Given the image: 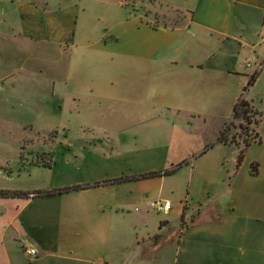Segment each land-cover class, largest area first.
Listing matches in <instances>:
<instances>
[{
  "label": "crops",
  "instance_id": "0c3cea01",
  "mask_svg": "<svg viewBox=\"0 0 264 264\" xmlns=\"http://www.w3.org/2000/svg\"><path fill=\"white\" fill-rule=\"evenodd\" d=\"M152 1L188 21L159 25L123 0H0L1 147L14 150L0 165L51 178L37 190L3 189L27 194L0 200L8 264L22 255L29 264H155L172 245L176 264H264L259 127L260 142L244 158L257 147L250 160L261 183L234 192L237 171L226 190L197 202L195 220L184 201L177 212L132 215L161 192L166 176L94 186L188 161L170 157L175 150L202 156L193 126L214 97L242 78L246 86L253 70L246 74L245 62L260 65L251 89L264 80V47L257 53L253 41L264 0ZM48 133L52 140L40 141ZM73 186L86 188L33 195Z\"/></svg>",
  "mask_w": 264,
  "mask_h": 264
},
{
  "label": "rangeland",
  "instance_id": "374dc122",
  "mask_svg": "<svg viewBox=\"0 0 264 264\" xmlns=\"http://www.w3.org/2000/svg\"><path fill=\"white\" fill-rule=\"evenodd\" d=\"M123 3L126 4V8L130 11L133 8L137 11H141V13L154 15L161 22L157 21L153 23L159 22V25H163L172 29L182 27L188 21V18L182 13L170 9H164L161 6L153 3L152 0H123ZM254 30L255 38L253 41L256 45L255 51L260 53L262 50L261 48L264 47V41L260 36L261 28L258 27ZM249 60L252 61L250 56ZM255 62V60L250 62V67L247 68V62L243 63V70L246 74H249L252 70V74L258 71L259 67H256L257 63ZM244 81V78L238 80L240 85L236 86V83H233L225 95L214 97L213 101L211 102L210 111L206 112L207 114L204 116H201L193 126L195 130L194 139L198 141L194 144L196 147L194 152H202V149H204L203 147L210 144H213V148L209 149L205 155H195L194 158H191L190 156H184L185 150L183 152L182 149L175 150L172 154H170L169 156L173 159L181 157H183L182 159H188V161L192 159V162L190 161L191 166L190 164H186L188 161L184 160L180 162L183 164L179 170L170 176H166L164 187L161 192L149 196L146 201L142 203V206H137L139 210L132 213V215L137 220L144 212H148L149 217L153 216L154 211L147 208V206L151 202L156 201L157 198L169 202L172 207V212H177L179 208V202L183 201L186 202L190 208L189 209L186 206V212L187 210L191 211V208L195 207V209H193L195 210L193 216L188 218L195 220L198 217L197 209L201 206L197 204V202L207 200L208 197L214 195L213 191L220 192L226 190L229 185L228 180L231 179V177L237 171V176L234 178V180L231 179L232 190L234 192H239V189L241 188H253L261 183L260 179L256 178L257 175H253L251 172L250 159L258 157L257 147L253 148L246 158H243L240 166L238 169H236L235 159L238 153L237 147L234 145H223L218 143L214 144L218 132L225 123L231 124L228 127L229 140L233 139L235 142H238L241 145L242 139L251 140L254 138L255 134H258L259 127V134L262 141L264 142V126L262 125L264 124V117L259 113H264V80L260 81V83H258L252 89L249 87L244 93V98L249 101L252 106H254V109L259 111H256V114L252 118V123H257L258 126L255 127L253 124L247 125L246 122L240 119L232 118L231 107L236 102V97L239 96V94L242 92V89L245 87ZM258 114L261 115V117ZM240 126H242V128H246L247 130L240 131ZM52 138L53 134H43L40 138V141H49L52 140ZM5 139L6 137L4 135H0V156H3L4 152H9L11 154L14 151L11 148L1 147V144L6 143ZM39 157H42V155L36 156L37 159ZM13 165L11 164L10 166L13 167ZM166 169H168V167ZM50 180V176L45 171L39 170L34 173L30 172L29 174H25L23 172L18 173L16 170L12 174H9L5 172V170L2 168V165H0L1 190L23 188H34L37 190L41 189V187H43L45 184H48ZM213 186L215 190H213ZM35 194L36 192H33V195ZM6 215L7 214L0 203V264H8L5 251H7L12 244L10 240V233L4 232V227L7 223ZM165 217L166 216L161 213L159 214L158 219ZM158 219H156V221H158ZM24 246L26 245L21 247ZM121 247L123 246L121 245ZM173 247L174 245L166 247L164 253L166 256L163 257L160 262H155V264H176V256L174 254ZM22 250L24 251L25 248H22ZM11 259L13 261L12 264H29L27 261L29 258L27 257L26 259L25 255H22L21 258L13 256Z\"/></svg>",
  "mask_w": 264,
  "mask_h": 264
},
{
  "label": "trees",
  "instance_id": "16d2710c",
  "mask_svg": "<svg viewBox=\"0 0 264 264\" xmlns=\"http://www.w3.org/2000/svg\"><path fill=\"white\" fill-rule=\"evenodd\" d=\"M258 75V71L254 72L250 77L248 78L246 86L242 89L241 94L239 95L238 99L236 100V103L233 106L232 109V118L233 119H240L244 122L247 123V125H254L257 127V123H252V118L256 114V111L253 109L251 106L250 102L247 101L244 98V93L248 90L249 87H251L256 80V77ZM259 115V114H258ZM261 117V115H259ZM230 123H225L222 130L220 131L216 143L218 144H223V145H234L238 149V153L235 159V167L238 169L240 166L245 152L248 149V147L254 143H259L260 142V137L258 134H255L254 138L251 140L247 139H242L241 140V145L238 142H235L233 139H228V130ZM247 130L246 128H242L240 126V131ZM213 144L207 145L204 150L199 154L203 155L208 149L212 148ZM183 163L177 164L174 168H169L163 171H154V172H148L145 174H140L136 176H130V177H119L117 179L109 180V181H103L101 183H96L94 186L98 185H106V184H120V183H125L129 181H137V180H142V179H149L153 177H165V176H170L174 174L179 168L181 167ZM251 172L253 175H257V166L255 164H251ZM86 186H73V187H66V188H61V189H56L44 193H36L35 196H52V195H60V194H65L69 193L71 191H78L85 189ZM27 194L17 192V191H3L0 190V199H15V198H26Z\"/></svg>",
  "mask_w": 264,
  "mask_h": 264
},
{
  "label": "built area",
  "instance_id": "2783aa9c",
  "mask_svg": "<svg viewBox=\"0 0 264 264\" xmlns=\"http://www.w3.org/2000/svg\"><path fill=\"white\" fill-rule=\"evenodd\" d=\"M260 36H261V39L264 41V19H263L262 24H261ZM246 66L250 67V63L248 62L246 64ZM259 67H260V65H259ZM149 208L156 213H160V212H165V211L170 210L171 204L167 201H164V200H156V201L151 202L149 204ZM24 252L28 256H31V257H34L36 255V252L33 249H29V250L26 249V250H24Z\"/></svg>",
  "mask_w": 264,
  "mask_h": 264
}]
</instances>
